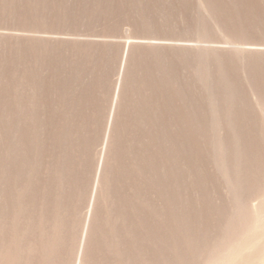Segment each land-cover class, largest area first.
I'll list each match as a JSON object with an SVG mask.
<instances>
[{"label": "rangeland", "instance_id": "rangeland-1", "mask_svg": "<svg viewBox=\"0 0 264 264\" xmlns=\"http://www.w3.org/2000/svg\"><path fill=\"white\" fill-rule=\"evenodd\" d=\"M29 4L36 23L51 20L45 12L59 13L64 17L55 19L57 28L118 37L114 45L81 48L101 60L106 82L91 124L89 155L76 187L66 192L71 197L66 206L76 199L75 220L54 264L73 262L126 27L135 37L182 40L166 42L173 48L133 40L130 75L144 85L157 79L168 85L190 119L175 126L138 123L145 114L142 95L133 96L139 85L130 80L125 112L130 122L125 118L117 127L86 263L264 264V108L249 99L257 93L264 103V0H0V28L31 22L25 16ZM7 32L0 30V75L9 65ZM225 41L250 51L243 54ZM232 83L242 96L226 90ZM196 99L203 106L200 123L192 110L199 108ZM217 115L224 121H214Z\"/></svg>", "mask_w": 264, "mask_h": 264}, {"label": "bare ground", "instance_id": "bare-ground-1", "mask_svg": "<svg viewBox=\"0 0 264 264\" xmlns=\"http://www.w3.org/2000/svg\"><path fill=\"white\" fill-rule=\"evenodd\" d=\"M43 15L51 19L50 23L46 19L36 23L33 7L29 4L25 16L31 22L25 26L0 28L8 31L5 35L9 39V65L6 74L0 75V264H54L59 245L66 242L67 230L74 223L77 206L76 199L69 204L71 207L66 206L71 200L66 192L74 185L76 187L82 174L80 167L85 165L89 155L93 139L91 124L101 102L103 82H106L100 67L101 60L89 57L81 48L87 44L114 45L118 38L102 32L85 34L66 27L57 28L54 21L63 15L55 13L52 17L47 12ZM122 30L121 39L125 41L118 43L121 46L120 60L106 102L90 193L83 211L79 238L75 241L72 264H87L89 241L94 222L101 213L99 201L116 145L117 127L124 126L125 118L130 122L125 114L129 107L130 80L139 85L137 94L134 92L133 96L142 95L141 109L145 114L139 117L138 123L164 122L175 126L187 125L190 119L189 109L175 102L174 92L168 85L157 78L153 84L148 82L144 85V80L138 81L136 76L131 79L130 75L134 64L133 40L146 41L141 43L143 46L162 48L164 45L173 48L166 42L182 40L135 37L130 27ZM239 43L225 41L230 48H238L243 54L250 51ZM226 90H232L234 97L243 93L233 83ZM195 91L201 101L202 88ZM234 97L228 95V100ZM250 98L251 103L263 111L262 98L259 99L257 93H252ZM200 101L196 99L197 104ZM200 104L198 109H192L194 117L198 114L195 117L198 123L203 120V106L201 108ZM234 110L227 108L229 113ZM214 121L220 123L224 119L217 115Z\"/></svg>", "mask_w": 264, "mask_h": 264}]
</instances>
